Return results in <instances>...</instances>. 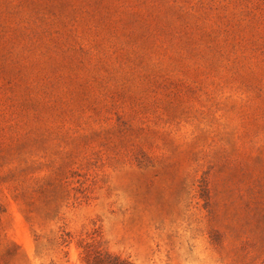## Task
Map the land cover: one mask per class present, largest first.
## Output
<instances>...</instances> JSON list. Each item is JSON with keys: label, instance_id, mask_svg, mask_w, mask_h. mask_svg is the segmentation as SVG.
<instances>
[{"label": "rangeland", "instance_id": "1", "mask_svg": "<svg viewBox=\"0 0 264 264\" xmlns=\"http://www.w3.org/2000/svg\"><path fill=\"white\" fill-rule=\"evenodd\" d=\"M264 264V0H0V264Z\"/></svg>", "mask_w": 264, "mask_h": 264}, {"label": "trees", "instance_id": "2", "mask_svg": "<svg viewBox=\"0 0 264 264\" xmlns=\"http://www.w3.org/2000/svg\"><path fill=\"white\" fill-rule=\"evenodd\" d=\"M91 264H133L128 260H124L117 255H112L109 253L97 252L94 255L88 256Z\"/></svg>", "mask_w": 264, "mask_h": 264}]
</instances>
